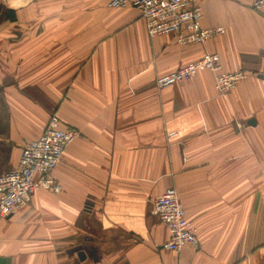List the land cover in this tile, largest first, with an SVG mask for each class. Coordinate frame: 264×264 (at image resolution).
<instances>
[{
    "label": "crops",
    "instance_id": "crops-1",
    "mask_svg": "<svg viewBox=\"0 0 264 264\" xmlns=\"http://www.w3.org/2000/svg\"><path fill=\"white\" fill-rule=\"evenodd\" d=\"M0 174L55 113L79 136L54 177L0 220V264H264V11L203 0L204 44L150 37L139 11L107 0H0ZM217 53L216 73L158 88L156 78ZM175 188L199 244L163 248L153 208ZM79 252L83 253L80 259Z\"/></svg>",
    "mask_w": 264,
    "mask_h": 264
},
{
    "label": "built area",
    "instance_id": "built-area-1",
    "mask_svg": "<svg viewBox=\"0 0 264 264\" xmlns=\"http://www.w3.org/2000/svg\"><path fill=\"white\" fill-rule=\"evenodd\" d=\"M203 0H107L112 8L131 6L137 9L145 21L150 37L173 34L181 44H204L223 32L220 26L201 25ZM252 7L264 11V0H251ZM209 70L216 73L214 87L221 95L233 89L245 77L244 71L223 72L217 53H205L202 57L179 66L156 78L158 88L190 80L197 72ZM79 136L72 127H63L55 113L50 114L42 133L26 142L15 166L0 174V220L24 208L30 194L38 189L54 193L62 187L54 177L66 147ZM153 208L160 222L168 231L163 248L180 252L189 244L197 247L199 240L195 226L187 219L185 209L173 187L159 194Z\"/></svg>",
    "mask_w": 264,
    "mask_h": 264
},
{
    "label": "trees",
    "instance_id": "trees-1",
    "mask_svg": "<svg viewBox=\"0 0 264 264\" xmlns=\"http://www.w3.org/2000/svg\"><path fill=\"white\" fill-rule=\"evenodd\" d=\"M16 19V14L13 9L5 7L3 4L0 3V23L10 20L13 21Z\"/></svg>",
    "mask_w": 264,
    "mask_h": 264
},
{
    "label": "water",
    "instance_id": "water-1",
    "mask_svg": "<svg viewBox=\"0 0 264 264\" xmlns=\"http://www.w3.org/2000/svg\"><path fill=\"white\" fill-rule=\"evenodd\" d=\"M258 76H259L260 78H263V79H264V74H259ZM78 255H79L80 259H83L84 256H83V253H82V252H79Z\"/></svg>",
    "mask_w": 264,
    "mask_h": 264
}]
</instances>
